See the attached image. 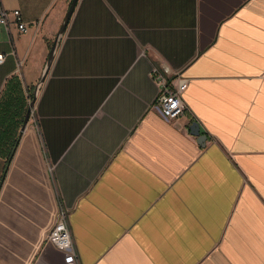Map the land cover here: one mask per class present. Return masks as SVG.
<instances>
[{
  "label": "crops",
  "instance_id": "0c3cea01",
  "mask_svg": "<svg viewBox=\"0 0 264 264\" xmlns=\"http://www.w3.org/2000/svg\"><path fill=\"white\" fill-rule=\"evenodd\" d=\"M71 1L0 0V264H264V0H78L21 133Z\"/></svg>",
  "mask_w": 264,
  "mask_h": 264
},
{
  "label": "built area",
  "instance_id": "2783aa9c",
  "mask_svg": "<svg viewBox=\"0 0 264 264\" xmlns=\"http://www.w3.org/2000/svg\"><path fill=\"white\" fill-rule=\"evenodd\" d=\"M11 15L14 19L17 31L19 33L26 32L27 27L21 19L20 12L13 11ZM0 25L9 32V13L3 10H0ZM3 61L4 55H0V63ZM17 66L19 68L21 62H18ZM150 77L161 88L160 94L155 101V107L161 117L167 122H172L182 117L187 111V106L183 100V94L188 87V82L178 77L167 80L166 77L156 69L151 72ZM34 118L35 108L33 106L30 111L29 120H33ZM45 240L47 244L51 245L56 250L75 255L74 242L70 232L68 215L65 210L60 209L58 211L56 220L52 228L48 231Z\"/></svg>",
  "mask_w": 264,
  "mask_h": 264
},
{
  "label": "water",
  "instance_id": "95a60500",
  "mask_svg": "<svg viewBox=\"0 0 264 264\" xmlns=\"http://www.w3.org/2000/svg\"><path fill=\"white\" fill-rule=\"evenodd\" d=\"M78 3V0H72L69 7H68V10L64 16V19L61 23V26L57 32V35H56V38L53 42V45L50 49V52H49V55H48V58H47V61H46V64L44 66V69L42 71V74L38 80V82L36 83V86H35V89H34V92H33V97H32V100L29 104V108L26 112V115L24 117V120H23V124H22V127H21V133L24 132L26 126H27V123H28V120H29V115H30V111H31V108L34 106V104L36 103V100L39 96V93L42 89V86L44 84V81L46 79V76L50 70V67L52 65V62L54 60V57H55V54H56V50H57V47H58V43L60 41V39L62 38V36L64 35L65 31H66V28L68 26V23L73 15V12L75 10V7ZM189 130L191 132V135L192 136H195L197 138V143L198 145H200L202 148H204L205 146V143H206V140H207V136L206 135H202L200 133V126L197 122L193 123L190 127H189Z\"/></svg>",
  "mask_w": 264,
  "mask_h": 264
}]
</instances>
